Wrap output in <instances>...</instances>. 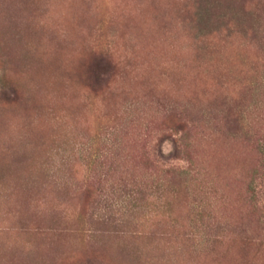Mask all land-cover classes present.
I'll return each instance as SVG.
<instances>
[{
  "label": "rangeland",
  "instance_id": "rangeland-1",
  "mask_svg": "<svg viewBox=\"0 0 264 264\" xmlns=\"http://www.w3.org/2000/svg\"><path fill=\"white\" fill-rule=\"evenodd\" d=\"M0 264H264V0H0Z\"/></svg>",
  "mask_w": 264,
  "mask_h": 264
},
{
  "label": "trees",
  "instance_id": "trees-1",
  "mask_svg": "<svg viewBox=\"0 0 264 264\" xmlns=\"http://www.w3.org/2000/svg\"><path fill=\"white\" fill-rule=\"evenodd\" d=\"M110 62H108L107 60L105 59H101V61H99V64H98V74L99 75H105L109 72L110 70Z\"/></svg>",
  "mask_w": 264,
  "mask_h": 264
}]
</instances>
